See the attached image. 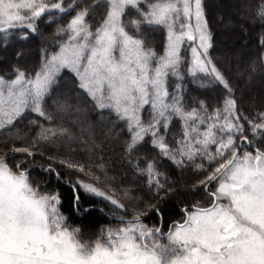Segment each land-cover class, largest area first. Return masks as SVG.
<instances>
[{
  "label": "snow or ice",
  "instance_id": "6c2138e0",
  "mask_svg": "<svg viewBox=\"0 0 264 264\" xmlns=\"http://www.w3.org/2000/svg\"><path fill=\"white\" fill-rule=\"evenodd\" d=\"M235 7L254 57L214 0H0V264H264V0Z\"/></svg>",
  "mask_w": 264,
  "mask_h": 264
},
{
  "label": "trees",
  "instance_id": "16d2710c",
  "mask_svg": "<svg viewBox=\"0 0 264 264\" xmlns=\"http://www.w3.org/2000/svg\"><path fill=\"white\" fill-rule=\"evenodd\" d=\"M219 5L214 3V7L216 8L217 12L220 16L224 17V22L221 23H213V29L214 34L217 38L218 46H221V42L223 38L229 37L233 30H234V20L233 18L237 15L236 12V2L237 0H217ZM217 19H219V16H217ZM222 26V32L218 31V27ZM47 27H45V31H49ZM224 43H227L230 48L233 49V52L231 53L234 56H238L241 58H248V57H254L256 55L257 49L254 43V39H250L249 41V47L247 49H242L239 47V41L235 38L228 40ZM38 45L39 41L38 39H33L29 42H26L24 45H22L28 52L30 56L33 58L35 57L36 52L38 51ZM20 46L18 43L14 42L13 47L8 50V52H4L3 50H0V57H7L9 60H11L14 52V48ZM215 54V53H214ZM256 89H259V79L256 81L255 84ZM34 177L35 178H41L42 174L40 173L39 168H36L34 170ZM175 178L178 180H184L189 181L190 175L184 174L181 176V173L177 170L175 172ZM56 186L60 189V191L63 194V211L66 212V214L71 209V201H70V190L67 185H62L59 182L55 181L54 179H50L49 187ZM194 198H198V194H185L181 192V194L178 197H173L171 199L166 200L163 205V212H164V218L167 223L171 222V219H179L181 215V207L182 204L180 201H185L187 203H191ZM86 199H93L88 198ZM99 207H103V204H100L98 200L95 201ZM158 218L156 216H153L152 219L149 221L155 222ZM108 218L104 216L102 213H99L96 208H93L91 213L83 216L78 217L74 216L73 223H76L78 225H82L84 227L85 233L90 234L92 232H95L99 229V227L102 224L108 223Z\"/></svg>",
  "mask_w": 264,
  "mask_h": 264
},
{
  "label": "rangeland",
  "instance_id": "374dc122",
  "mask_svg": "<svg viewBox=\"0 0 264 264\" xmlns=\"http://www.w3.org/2000/svg\"><path fill=\"white\" fill-rule=\"evenodd\" d=\"M214 3L217 4V5H219V3H218L217 0H214ZM217 29H218V31H221V32L223 31V30H222V26L218 27ZM222 41H223V42H226V41H227V38H226V37L223 38Z\"/></svg>",
  "mask_w": 264,
  "mask_h": 264
}]
</instances>
